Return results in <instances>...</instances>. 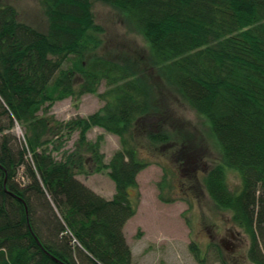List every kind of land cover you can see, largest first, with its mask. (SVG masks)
Returning a JSON list of instances; mask_svg holds the SVG:
<instances>
[{"label": "trees", "instance_id": "1", "mask_svg": "<svg viewBox=\"0 0 264 264\" xmlns=\"http://www.w3.org/2000/svg\"><path fill=\"white\" fill-rule=\"evenodd\" d=\"M99 1L144 38L160 86L209 122L221 162L203 186L247 235L246 259L264 264V0ZM40 3L45 31L0 2V264H131L123 228L139 202L136 177L149 166L142 153L171 138L160 103L138 66L93 53L102 30L91 0ZM102 83L99 112L68 121L49 113ZM94 128L119 139L108 163L103 135L86 138ZM102 171L114 184L110 200L76 178Z\"/></svg>", "mask_w": 264, "mask_h": 264}, {"label": "rangeland", "instance_id": "2", "mask_svg": "<svg viewBox=\"0 0 264 264\" xmlns=\"http://www.w3.org/2000/svg\"><path fill=\"white\" fill-rule=\"evenodd\" d=\"M0 2L13 7L19 21L45 31L46 18L40 0ZM91 2L94 22L102 30L98 35L100 46L93 53L130 61L145 73L154 86L153 98L160 103L158 110L163 113L166 132L171 136L161 148L146 143L148 152L142 153L149 166L136 177L139 202L135 215L123 228L131 250V264H252L246 259L249 240L244 230L233 223L230 211L212 202L203 186L207 171L221 162V151L211 135L209 122L160 86L147 63L146 41L127 26L123 15L99 0ZM105 90L102 83L96 94L57 101L49 113L59 121L87 117L104 106L99 95ZM14 133L20 135L16 129ZM99 135H103L100 153L108 163L120 149L119 139L98 128L91 129L86 138L93 142ZM76 139L74 134L64 144L63 151H71ZM61 152L54 156L59 159ZM76 178L107 200L115 193L105 171ZM225 181L230 190H239L240 180L234 171L227 170ZM160 195L170 202H162ZM230 236L236 238V245L225 250L221 240Z\"/></svg>", "mask_w": 264, "mask_h": 264}, {"label": "flooded vegetation", "instance_id": "3", "mask_svg": "<svg viewBox=\"0 0 264 264\" xmlns=\"http://www.w3.org/2000/svg\"><path fill=\"white\" fill-rule=\"evenodd\" d=\"M235 245H236V238L234 236H230L229 239H222L221 240V246L225 250H228V248H229V250H232V248H234Z\"/></svg>", "mask_w": 264, "mask_h": 264}, {"label": "bare ground", "instance_id": "4", "mask_svg": "<svg viewBox=\"0 0 264 264\" xmlns=\"http://www.w3.org/2000/svg\"><path fill=\"white\" fill-rule=\"evenodd\" d=\"M17 128H18V127H17ZM17 128H15V129H16V131L20 132V135H17V134H16V135H17L18 137H21V136H22V133H21L20 129H19V128L17 129Z\"/></svg>", "mask_w": 264, "mask_h": 264}]
</instances>
